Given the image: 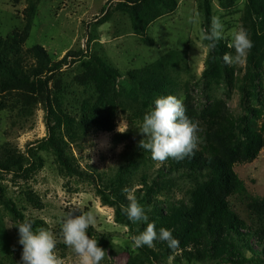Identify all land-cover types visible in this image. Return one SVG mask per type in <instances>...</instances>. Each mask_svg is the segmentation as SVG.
<instances>
[{"label":"rangeland","instance_id":"obj_1","mask_svg":"<svg viewBox=\"0 0 264 264\" xmlns=\"http://www.w3.org/2000/svg\"><path fill=\"white\" fill-rule=\"evenodd\" d=\"M122 1L0 0L3 37L25 29V11L36 3L29 36L21 45L26 69L40 65L35 45L43 47L52 61H64L63 68L54 73L44 66V72L31 76L27 84L5 83L0 74V154L9 145L26 157L30 158V149L41 157L34 168L23 173L0 170V264H21L23 246L18 242L15 225L25 219L34 221V228L50 229L58 241L57 254L65 264H78L77 255L63 243L62 220L69 212L79 215L89 210L95 213L97 223L89 228L88 235L98 239V246L106 251L100 264H252L250 251L241 262L212 257L188 259L180 242L176 249L154 241V247L145 245L134 251L131 238L143 232L146 223L128 224L118 214L117 204H105L98 192L102 188L114 200L122 201L117 194L127 197L123 190L134 189L151 222L159 218L155 205L165 212L172 206L190 204L191 191L212 177L210 173L170 172L169 158L161 164L151 158L149 150L139 146L141 140L147 141L139 132L143 116L160 97L144 78L152 66L161 63L169 69L176 89L174 96L182 97L184 105L192 100L203 113L210 102L221 99L236 122L237 134L251 123L262 127L264 63L258 75L247 77V56L231 65L223 60L225 53L233 57L236 54L230 47L231 31L239 26L248 29L247 0H208L209 20L205 0H153L140 10V5L134 7ZM214 16L225 25L224 36L218 41L223 46L219 51L209 47L210 41L200 39L202 31L210 32ZM70 51L77 56L69 55ZM100 60L116 72L112 78H103L110 88L109 109L115 122L110 131L82 129L79 125L82 104L100 96ZM49 76L47 88L40 85L41 79ZM245 77L247 89L243 91L239 78ZM47 91L53 101L51 114L45 106ZM62 109L72 114L75 124L68 128L61 122L57 131L79 169L93 173L92 177L61 172L55 152L43 141L48 135V122L56 124ZM121 123V130L127 128L124 133L118 131ZM234 169L249 193L264 198L263 150L254 160L235 164ZM30 193L36 194L42 205L29 199ZM5 201L14 203L18 214L11 212V205ZM230 201L250 222L243 198L232 195ZM128 204L127 199L124 206ZM252 242L258 246L257 241Z\"/></svg>","mask_w":264,"mask_h":264},{"label":"trees","instance_id":"obj_2","mask_svg":"<svg viewBox=\"0 0 264 264\" xmlns=\"http://www.w3.org/2000/svg\"><path fill=\"white\" fill-rule=\"evenodd\" d=\"M153 0H123L125 5L133 4L134 7L148 5ZM166 2V0H163ZM205 12L207 20L211 17V7L205 0ZM27 24L21 32L15 30L8 37L0 36V74L3 81L20 82L27 84L31 76L42 74L44 66L48 72H57L64 66V61H52L46 51L40 45H35L34 50L40 65L38 67L25 68L22 60L21 45L28 38L31 22L36 13V3H32L25 11ZM141 15V12H138ZM246 20L248 33L253 41V47L248 52L247 64L250 75H258L264 63V0H247ZM221 42H217L216 51L221 50ZM77 56L70 51L69 55ZM165 64V62H162ZM99 93L97 100H87L81 106L79 125L82 129L95 127L99 130L110 131L114 129L115 122L109 109L110 88L105 83L104 77L112 78L115 70L100 60ZM212 65H210V68ZM166 67L152 66L144 73V78L150 89L160 96L175 95V86L171 83ZM256 72V73H254ZM247 77L240 79L239 88L246 91ZM49 77L41 79L40 85L48 86ZM102 79V82H101ZM108 80V79H106ZM234 79L230 80L233 82ZM45 106L51 114L53 101L49 92H46ZM264 107V105H263ZM186 115L193 121L202 125L198 130V147L194 155L177 161L169 157L168 167L170 172H179L184 175L212 174L211 179L198 184L191 191L190 204H182L167 208L164 212L155 205L159 218H154L157 231L160 227L174 229L173 236L178 239L183 247V252L188 259H204L212 257L216 260L241 262L246 260V252L252 253V264H264V198L256 197L248 192V189L234 169L235 164L254 160L259 153L264 151V123L258 128L251 123L242 128L241 133H236V122L229 113L228 105L221 99L210 102L203 113H200L196 104L188 100ZM56 124L48 122V135L43 141L53 149L56 161L61 172L77 174L82 177H92L93 173L79 169L75 158L68 153L67 142L57 131V126L64 123L72 128L75 119L66 109ZM236 131V132H235ZM30 152V158L17 150L4 146L0 154V170L16 171L23 173L29 168H34L41 157ZM27 159V161L25 160ZM41 166V163L39 164ZM102 201L105 204H117L118 214L132 225L122 208L127 202L126 195L119 193L122 201L114 200L102 188L98 189ZM29 199L42 205L36 194L30 193ZM239 195L245 201L250 222L243 219L232 207L230 197ZM119 196V197H120ZM11 205V212L18 214L14 203L5 201ZM40 222V221H39ZM38 222V223H39ZM160 241V240H156ZM257 241L258 246L252 242ZM167 242L159 243L164 247ZM261 247V249H259ZM147 255L148 252L142 248ZM235 261V262H236Z\"/></svg>","mask_w":264,"mask_h":264},{"label":"clouds","instance_id":"obj_3","mask_svg":"<svg viewBox=\"0 0 264 264\" xmlns=\"http://www.w3.org/2000/svg\"><path fill=\"white\" fill-rule=\"evenodd\" d=\"M225 25L219 16L211 20L210 32H201L202 41H210V48H215L216 43L224 36ZM232 44L235 56L225 53V64L241 62L252 49L253 41L249 33L242 26L231 31ZM123 123V122H122ZM120 133L126 132L127 128ZM198 122H193L186 115L183 98L174 95L157 97L154 106L143 116V122L139 132L147 137L140 141L139 146L151 152V158L161 164L169 157L180 161L194 155L198 147L199 137ZM129 204L122 208V212L133 223H146L143 232L131 238V246L136 249L147 245L154 247V241L167 242L168 247L176 249L179 240L174 238V229L160 227L157 231L155 221H149L144 207L134 195V189L125 188ZM34 221L25 219L15 225L19 232V244L23 246L21 264H65V261L57 254V238L50 229L45 227H33ZM96 215L93 211L81 212L79 215L69 212L62 220L63 243L70 247L78 257V264H100L106 255V251L98 246V239L89 237L88 230L95 227Z\"/></svg>","mask_w":264,"mask_h":264}]
</instances>
